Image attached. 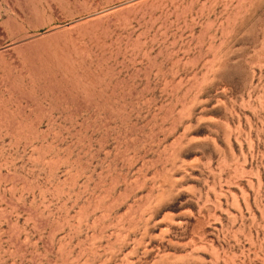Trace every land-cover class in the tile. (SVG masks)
<instances>
[{
  "label": "rangeland",
  "instance_id": "obj_1",
  "mask_svg": "<svg viewBox=\"0 0 264 264\" xmlns=\"http://www.w3.org/2000/svg\"><path fill=\"white\" fill-rule=\"evenodd\" d=\"M0 264H264V0H0Z\"/></svg>",
  "mask_w": 264,
  "mask_h": 264
}]
</instances>
